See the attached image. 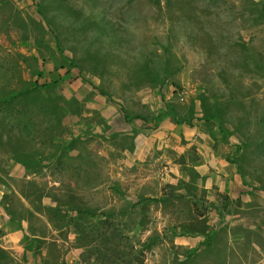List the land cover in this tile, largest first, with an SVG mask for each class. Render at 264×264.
Here are the masks:
<instances>
[{"label": "rangeland", "instance_id": "1", "mask_svg": "<svg viewBox=\"0 0 264 264\" xmlns=\"http://www.w3.org/2000/svg\"><path fill=\"white\" fill-rule=\"evenodd\" d=\"M0 61V86L55 99L44 133L0 114V209L36 264L93 256L55 227L60 203L116 213L144 264H241L231 224L257 261L242 225L264 221V0H0Z\"/></svg>", "mask_w": 264, "mask_h": 264}, {"label": "trees", "instance_id": "2", "mask_svg": "<svg viewBox=\"0 0 264 264\" xmlns=\"http://www.w3.org/2000/svg\"><path fill=\"white\" fill-rule=\"evenodd\" d=\"M2 64L3 62L0 61V67H2ZM36 86V82L28 80L0 86V114L9 118L13 124L16 121L19 122L21 130L27 134L34 132L31 124L33 118L38 120V123L34 126L36 132L42 131L44 133L43 129L44 131L51 130L50 126L44 128V125L46 119L51 121L50 115L55 113L51 106V103H55V99L44 97ZM8 137L11 138L10 135ZM38 137L43 144L58 139L57 136L45 137L44 134ZM9 145L11 144L9 143ZM0 150L2 152L6 151L3 148H0ZM13 158L21 164H26L18 154L13 155ZM52 158L53 160L56 159L55 156ZM54 210L61 218L60 225L53 221L55 227H61L68 231L73 226L79 232L77 246L89 249L88 251L93 255L90 258L83 256V258H87L84 259L87 264L145 263V246L131 242L119 226L120 222L117 220L116 213L96 212L76 206L70 208V211H65L61 203ZM69 212L73 213L70 214Z\"/></svg>", "mask_w": 264, "mask_h": 264}, {"label": "crops", "instance_id": "3", "mask_svg": "<svg viewBox=\"0 0 264 264\" xmlns=\"http://www.w3.org/2000/svg\"><path fill=\"white\" fill-rule=\"evenodd\" d=\"M0 211V264H36L35 242L28 244V246L26 245L28 242V238L25 236L24 231L26 221H19L21 227H18L16 231H10L8 228V223L10 222L9 215L5 212L4 207L0 209ZM17 220H19L18 217ZM232 223L234 224V222ZM244 223L242 225L243 229H249L262 238L261 241L251 240L250 242L252 252H255L257 255V261L253 262V264H264V221L260 222L253 218H247ZM231 227H233L232 224L228 226L229 242H227V244H229V249L233 251L232 255H235L238 261H241V264H249L250 256H244L243 253L240 254L238 251L240 246L248 239L242 234V231L234 233ZM33 237L37 238L35 235ZM229 261L230 257L227 258L226 264H230Z\"/></svg>", "mask_w": 264, "mask_h": 264}]
</instances>
